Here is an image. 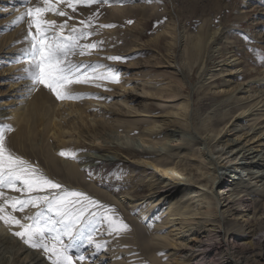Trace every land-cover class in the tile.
I'll return each mask as SVG.
<instances>
[{"label":"rangeland","instance_id":"rangeland-1","mask_svg":"<svg viewBox=\"0 0 264 264\" xmlns=\"http://www.w3.org/2000/svg\"><path fill=\"white\" fill-rule=\"evenodd\" d=\"M37 3L38 0H31L29 6ZM25 10L24 0H0V106L11 114V117H0V127L11 125L14 129L7 134V145L66 189L86 193L114 209L109 214L130 228L119 235L109 234L107 222L98 218L87 231L104 246L98 250L80 240L73 242V257L85 256L80 264H177L168 260V251L160 247L159 242L165 241L162 238L178 240L181 233L176 229L182 221L188 222L182 219L201 216L196 213L204 211L205 196L212 195L215 188H211V184L220 177L224 182L221 187H225L233 173L240 175L235 191L248 194L250 213L261 205L264 179L250 173L264 171V160L255 157L257 162L246 168L243 162H249L251 155L246 159L239 154L232 161L230 154L215 153L214 150L221 146L214 148L212 144L220 136L222 142L236 137L234 131L226 132L232 125L247 130L254 122V129L239 136L238 140L245 142L256 133L246 144L264 152V134L257 135L258 130H264V0H154L152 3L148 0H123L122 3L110 0L108 4L79 6L75 13L68 9L73 16L69 24L76 25L99 12L94 22L98 35L90 37L88 42L103 41L91 55L73 59L82 64L110 67L119 74V82L97 81L100 87L95 83L73 85L72 90L84 93V98L62 101L42 86L32 90L26 78L27 20L13 23ZM48 19L61 22L66 17L50 14ZM100 24L116 27L101 29L98 28ZM173 27L183 36L182 45L172 47L174 63L169 50L173 43ZM213 31L217 32L205 48L204 63L201 67L194 63L188 68V51L185 50H189L187 44L191 37L194 39L200 34L205 38ZM109 56L123 59L112 61L107 59ZM183 62V71H179ZM37 91L31 102L39 97L42 104L35 112L29 102ZM27 97L26 104L23 100ZM182 102L186 104L187 121L169 125L171 113ZM160 105L165 109L160 110ZM32 108L34 111H30ZM16 112H24L19 120L14 117ZM164 118L167 123L155 127L154 124L159 125ZM218 118L223 122L210 123ZM207 120L210 124L205 127ZM149 128L153 130L148 131ZM175 129L181 130L182 136H174ZM209 129L211 131L207 132ZM220 129L222 131L214 140L206 135L212 136V131ZM172 136L175 141L167 144ZM199 137H204L205 142ZM184 140L192 145L175 147L182 145ZM61 150L74 151L78 158L61 157ZM51 157L75 178L69 181L63 175H53L47 165ZM212 158L215 159L214 173L208 163ZM224 163L226 167L222 166ZM200 171L210 183L195 196L181 191V182L203 183ZM162 178L171 184L159 188ZM77 180L80 181L76 183ZM149 183L154 184L153 189ZM4 191L8 196L22 197L21 193ZM209 201H213L212 198ZM172 204L182 207L188 204L189 213L186 217L171 215L174 213L169 209ZM37 211L29 207L14 215L23 221L25 216ZM168 220L173 221L167 228L159 229ZM171 224L174 225L169 226ZM164 226L166 223L162 228ZM18 230L0 222V264H50L42 250L29 247L12 234ZM260 234L264 231L261 230L254 241ZM241 237L238 243L248 242L245 234ZM252 247L244 252L243 264H264V254H258L259 246L253 244ZM210 248L208 257L183 264H223L221 245L214 242Z\"/></svg>","mask_w":264,"mask_h":264},{"label":"snow or ice","instance_id":"snow-or-ice-1","mask_svg":"<svg viewBox=\"0 0 264 264\" xmlns=\"http://www.w3.org/2000/svg\"><path fill=\"white\" fill-rule=\"evenodd\" d=\"M114 2L122 3L123 0ZM108 3L110 0H38L35 6H29L31 0H24L26 10L13 23L20 24L27 20L24 39L29 46L24 51L29 61L25 71L32 90L42 86L57 100H78L83 99L85 94L74 92L73 85L95 83L96 87H100L97 81L119 82V74L114 69L99 64H82L73 59L91 55L103 41L88 42L90 37L98 35L94 22L99 12L76 25L69 24L73 16L68 9L75 13L79 6ZM50 14L66 19L61 22L48 19ZM113 27L116 25H98L101 29ZM107 59L119 61L123 57L109 56ZM101 68L106 71H99ZM13 131L11 125L0 127V222L9 228L17 227L19 230L14 231L13 235L29 247L42 250L50 264H80L85 256L73 257V242L80 240L94 245L98 250L104 246L94 239L93 233L87 231L98 218L107 222L109 234L115 232L119 235L130 230L126 223L109 214L114 209L100 204L86 193L66 189L45 175L38 166L15 154L6 141L7 134ZM59 155L74 160L78 158L77 153L71 150H61ZM5 189L21 193L22 197L8 196ZM29 207L38 211L25 216L23 221L14 215ZM9 208L11 211H8ZM93 208L97 211H90ZM76 247L78 249L79 245Z\"/></svg>","mask_w":264,"mask_h":264},{"label":"bare ground","instance_id":"bare-ground-1","mask_svg":"<svg viewBox=\"0 0 264 264\" xmlns=\"http://www.w3.org/2000/svg\"><path fill=\"white\" fill-rule=\"evenodd\" d=\"M174 32V34H173ZM173 32L172 34V44L169 45L170 47V53L171 57L170 60L172 63H174L175 56L172 55L175 50L174 48L177 47V45H182L183 41V36L175 31V28L173 27ZM217 31L213 32H208V35L204 38L202 37L199 33L197 38L192 39L190 42L187 44L189 46L186 48L185 51H188L187 54L188 56L186 57V64L188 68H192L194 63H198V65L201 67V65L204 63L206 55H205V48H207V44L214 39ZM190 39V38H189ZM174 47V48H172ZM183 66H185L184 62L183 65L178 67L179 71H183ZM198 66V67H199ZM185 68V67H184ZM201 69V68H200ZM38 94V91L36 94L31 97L30 99V104L32 107L34 106L35 112L38 111L41 107L42 102H39V97L35 99L34 102L33 99L35 96ZM42 92L40 91V95ZM25 93L23 94L22 97L24 96ZM27 95V93H26ZM43 96V95H42ZM28 97L24 99L23 101L27 104L28 103ZM185 100V99H184ZM22 101V100H21ZM30 105H28L29 107ZM30 106V107H31ZM29 107V108H30ZM186 104L181 103V106L176 111H173L171 113L172 118L168 119L170 120L168 123L169 125L174 126L176 123H180L181 121H187L188 115L185 112L186 110ZM43 108V107H42ZM41 108V109H42ZM34 109H30L34 111ZM160 110L165 109L163 105L159 106ZM29 111V113H30ZM48 112V111H47ZM46 112V113H47ZM24 112H16L14 117L16 120H19L20 115H22ZM39 113V112H37ZM41 113V111H40ZM39 113V116L41 115ZM50 113V112H48ZM47 113V114H48ZM26 114V113H25ZM23 115V117L25 116ZM31 114V113H30ZM8 115V112L5 111L4 107L0 106V117H6ZM27 115V114H26ZM13 116V115H12ZM43 116V115H42ZM8 117H11V114L8 115ZM28 117V115H27ZM26 116L24 118H27ZM238 120H239V116ZM50 118V117H49ZM39 119H41L39 117ZM48 119V118H47ZM167 119V117H166ZM164 119H161L159 125L154 124L155 127H161L164 125L165 122ZM23 119H21L22 121ZM42 120V119H41ZM209 120V119H208ZM205 121V127L209 125L210 123L213 124L214 122H220L222 123L223 120L218 118L215 121ZM211 120V119H210ZM19 121V122H21ZM38 121V120H37ZM255 121V120H254ZM25 122V121H24ZM43 123V122H42ZM18 124V123H17ZM56 124V123H55ZM256 123H251L249 128L247 130H243L242 127H238V125L234 124L232 125L231 129H227L226 132L232 130L234 133H236V137L232 138H227L224 142L221 141V137L216 139V141L212 144V147H220L217 150L215 149L214 152L220 155H225V154H230L229 160H236L238 155L240 154L242 158H248L249 155H251L250 161L249 162H243L244 165H246V168H251L253 164L257 162L255 160V157L258 158V160H264V152H261L262 150H253V147L247 146L246 142L250 139H252L255 134H252L250 138H248L247 141H239L238 137L242 136L248 130H253L255 127ZM55 128V125H53ZM50 129V128H49ZM245 129V128H244ZM153 128H149L148 131H152ZM19 131V130H18ZM172 131V130H171ZM211 130L209 129L207 132H210ZM222 131L216 130L212 131V136L206 133L208 138L210 137V140H214L219 133ZM263 128L258 130L257 135L264 134ZM61 132V131H60ZM225 132V135H226ZM18 133V132H17ZM91 133V132H90ZM89 133V134H90ZM174 136L176 135L177 137L182 136L181 130L175 129L174 130ZM93 133L89 135L90 137H93ZM201 141L205 142V138L199 137ZM245 138V137H244ZM207 139V138H206ZM170 141H175L173 136L172 138H168L166 141L167 144L170 143ZM192 142V141H191ZM192 145V143L189 144V142H184L182 141V145H178L175 147H180V146H189ZM166 148L170 149L173 147L165 145ZM224 146H227L228 149H225ZM145 150V149H144ZM201 153H204V150L201 151ZM253 153H255L253 155ZM87 156V155H85ZM55 157V156H53ZM51 157L49 161H47L48 168L51 170L52 174L55 176H64L65 180L71 181V176L72 173L69 174L68 169H64L60 164L59 161L56 158ZM80 158V157H79ZM225 158V156H224ZM222 161V160H221ZM79 162V161H78ZM208 163L212 165L210 170H213V173L215 171V159H209ZM230 165V164H228ZM223 167H226L227 164L224 163L222 164ZM245 168V170H246ZM165 173V172H164ZM257 173V174H256ZM251 175H254V177H259L260 180L264 179V171L262 172H252L250 173ZM200 177L203 176V183L197 182H181L180 187L181 191H187V193H192L193 196H195V193H199L200 191L203 190V187L207 184L210 183L209 179L205 176L202 171L199 173ZM154 176V175H153ZM220 176V175H219ZM231 176V175H230ZM219 178V177H218ZM217 178V179H218ZM162 178L161 182L159 181V188H165L168 187L171 183L168 179ZM200 179V180H202ZM239 179L241 180V176H237L236 173H233V176L231 178V181L225 186L221 187L222 184H224L223 179L220 177L218 181L214 182V184H211V188H215L211 196H205V206H204V211L199 214L200 217L197 218H183L182 220H186L188 222L182 221L180 223V228H177L176 230H179L181 233L180 236H178V240H172V239H166L162 238L165 240L164 242H159V246L166 248L168 251L169 259L168 260H174L177 264H183L185 262H190L193 260H198V258L201 257H208L210 255V250L211 246L216 242L217 244L219 243L221 247L224 250L223 254V264H243L244 261V252L247 253L250 250L253 249V244H257L259 246V255L264 254V234H260L258 238H256V241H254L255 236L261 232V230L264 231V200L261 203V205L257 208L254 209L253 213H250V207H249V199H248V194L244 193L242 190L235 191V188L237 186V183H239ZM80 180H77L76 183H78ZM216 184V185H215ZM264 185V182L261 183ZM152 189L154 188V184L149 183L148 184ZM261 189H264L262 187ZM264 191V190H262ZM153 193V192H152ZM212 198L213 201H209ZM130 200V199H129ZM212 204V205H211ZM188 206V204H187ZM186 205L182 207L180 204H172V206H169V209L171 211L173 210L174 213H170L171 215H181L186 217L187 214L189 213V210L187 209ZM183 208V209H182ZM195 214V213H194ZM250 214H252L250 217ZM175 220V219H174ZM173 220H168L164 221L162 225L159 226V229H165L168 227V223H171ZM166 223V226L162 228V226ZM174 224H171L169 226H173ZM178 233H175L177 235ZM245 234L246 239H248L247 243H238L237 241L239 239H242V235ZM236 240V243H235ZM29 258V257H28ZM200 259V261H201ZM210 260V259H209ZM204 261V260H203ZM174 262V263H175ZM207 262V261H206ZM221 263V262H220ZM191 264V263H190ZM209 264V263H208Z\"/></svg>","mask_w":264,"mask_h":264}]
</instances>
